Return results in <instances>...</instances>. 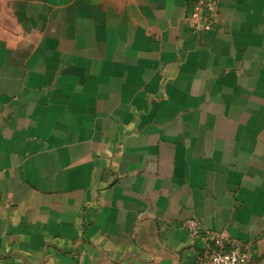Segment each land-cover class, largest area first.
I'll use <instances>...</instances> for the list:
<instances>
[{
	"label": "crops",
	"instance_id": "1",
	"mask_svg": "<svg viewBox=\"0 0 264 264\" xmlns=\"http://www.w3.org/2000/svg\"><path fill=\"white\" fill-rule=\"evenodd\" d=\"M191 1L0 0V264H264V0Z\"/></svg>",
	"mask_w": 264,
	"mask_h": 264
},
{
	"label": "built area",
	"instance_id": "2",
	"mask_svg": "<svg viewBox=\"0 0 264 264\" xmlns=\"http://www.w3.org/2000/svg\"><path fill=\"white\" fill-rule=\"evenodd\" d=\"M220 0H192L191 20L194 31H211L218 26ZM193 238H203L206 249L201 255L200 264H250V246L231 243L223 235L208 230L200 220L190 218L180 224Z\"/></svg>",
	"mask_w": 264,
	"mask_h": 264
}]
</instances>
